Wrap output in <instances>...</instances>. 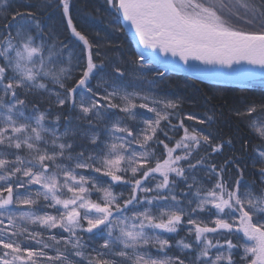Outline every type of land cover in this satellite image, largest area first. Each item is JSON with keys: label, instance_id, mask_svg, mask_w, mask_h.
Instances as JSON below:
<instances>
[{"label": "snow or ice", "instance_id": "snow-or-ice-1", "mask_svg": "<svg viewBox=\"0 0 264 264\" xmlns=\"http://www.w3.org/2000/svg\"><path fill=\"white\" fill-rule=\"evenodd\" d=\"M104 2L131 60L105 58L72 0H0V264H264V144L249 181L214 159L232 146L215 112L158 89L173 71L264 76V0ZM234 115L264 140V95Z\"/></svg>", "mask_w": 264, "mask_h": 264}, {"label": "trees", "instance_id": "trees-1", "mask_svg": "<svg viewBox=\"0 0 264 264\" xmlns=\"http://www.w3.org/2000/svg\"><path fill=\"white\" fill-rule=\"evenodd\" d=\"M29 3L42 5L43 0H13V7L24 11ZM72 3L73 22L90 41L100 45L102 53L106 54V59L119 60L121 63L132 59L134 43L127 32L121 33L115 30L111 22L113 17L107 10L104 0H72ZM41 19L46 27L55 29L62 36L71 35L70 31H65L66 20L60 11L47 9ZM158 89L168 98L180 99L183 105L182 112L185 115L192 114L198 118H204L214 111L216 123L209 130L223 140L232 141V146H226L223 153L215 156L214 159L218 163H223L226 159L235 156L239 158L241 166L248 165L246 179L249 181L256 179L254 175L256 170L251 166L252 157L254 148L264 144V140H261L258 134L248 126L247 119H238L234 115V109L241 107L242 98L245 96L249 100H259L264 95V81L263 83L253 81L242 85H221L170 72L158 82ZM29 99L31 100L32 97ZM46 106V104L41 105V107ZM72 115L74 116L75 113ZM187 123L197 128L204 127L195 120L187 121ZM230 171H234V166L230 167ZM180 236H184V233L181 232Z\"/></svg>", "mask_w": 264, "mask_h": 264}, {"label": "water", "instance_id": "water-1", "mask_svg": "<svg viewBox=\"0 0 264 264\" xmlns=\"http://www.w3.org/2000/svg\"><path fill=\"white\" fill-rule=\"evenodd\" d=\"M128 35L130 36V39L132 40V42L134 43V46L136 48V40L132 37L130 32H127ZM248 67V66H246ZM227 71V70H225ZM257 74L254 80H252L251 82L255 81V82H262L263 83V79L264 76L260 75V70L257 69L256 70ZM172 73H177V74H184L187 75L193 79L196 80H200L203 82H208V83H214V84H221V85H228V84H238V85H242L245 83L250 82L249 79L244 76V75H240V76H236V77H220V76H215L209 73H198L196 75H193L189 72H185V71H173Z\"/></svg>", "mask_w": 264, "mask_h": 264}, {"label": "rangeland", "instance_id": "rangeland-1", "mask_svg": "<svg viewBox=\"0 0 264 264\" xmlns=\"http://www.w3.org/2000/svg\"><path fill=\"white\" fill-rule=\"evenodd\" d=\"M140 111H142V112H143V111H146V110H140ZM147 115H151V114H147Z\"/></svg>", "mask_w": 264, "mask_h": 264}]
</instances>
